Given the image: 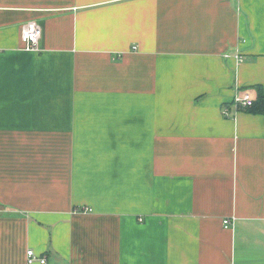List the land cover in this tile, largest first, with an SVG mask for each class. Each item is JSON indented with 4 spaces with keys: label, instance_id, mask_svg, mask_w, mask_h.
Returning a JSON list of instances; mask_svg holds the SVG:
<instances>
[{
    "label": "crops",
    "instance_id": "1",
    "mask_svg": "<svg viewBox=\"0 0 264 264\" xmlns=\"http://www.w3.org/2000/svg\"><path fill=\"white\" fill-rule=\"evenodd\" d=\"M256 85L264 0H0V264H264Z\"/></svg>",
    "mask_w": 264,
    "mask_h": 264
},
{
    "label": "built area",
    "instance_id": "2",
    "mask_svg": "<svg viewBox=\"0 0 264 264\" xmlns=\"http://www.w3.org/2000/svg\"><path fill=\"white\" fill-rule=\"evenodd\" d=\"M21 39L24 43V48L27 50L35 51L39 47L40 40V28L37 22H29L22 30ZM255 96L252 91H244V93L236 94L231 102L236 109L247 108L253 105ZM224 113L226 115L230 114V109L225 107ZM224 224L228 227L231 224V220L226 218ZM27 261L29 264L34 262H39L40 264H49V259L46 255H37L33 249L27 251Z\"/></svg>",
    "mask_w": 264,
    "mask_h": 264
},
{
    "label": "trees",
    "instance_id": "3",
    "mask_svg": "<svg viewBox=\"0 0 264 264\" xmlns=\"http://www.w3.org/2000/svg\"><path fill=\"white\" fill-rule=\"evenodd\" d=\"M257 96L253 102V105L245 108L252 113L262 114L264 116V90L261 85H256Z\"/></svg>",
    "mask_w": 264,
    "mask_h": 264
}]
</instances>
